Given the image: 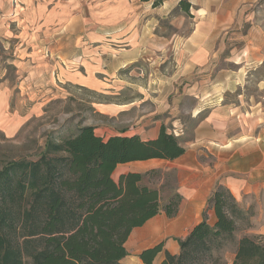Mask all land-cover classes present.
<instances>
[{
	"label": "rangeland",
	"instance_id": "obj_1",
	"mask_svg": "<svg viewBox=\"0 0 264 264\" xmlns=\"http://www.w3.org/2000/svg\"><path fill=\"white\" fill-rule=\"evenodd\" d=\"M50 1L53 3L58 1L60 5H64L65 14L61 15L63 19H59V21L57 18L52 20L49 33L53 34V30L60 29L59 25L64 22L68 23V20L72 19L70 22V33L72 34H59L61 31L59 30L58 35H55L54 38L50 35L44 40L43 33L48 35V32H45L44 27L38 25L41 21L36 22L35 16L31 17L32 11L19 10L20 7L24 8L27 3H30L28 0L26 3H21L20 0L0 1L1 14L4 11L8 14L5 18L8 32L0 34V86L7 87L12 94L8 115L12 119L18 116V119L22 121L18 131L10 135L11 131L5 128L2 124L3 120H0V169L12 161L23 159L36 161L44 152V147L49 141L60 143L73 136L81 126H92L95 133L102 134L106 138L117 132L135 129L137 125H142L145 121L152 123L156 119L161 120V124L165 125L168 131L175 136L178 137L181 134L189 142L192 141V128L196 124V119L193 121L192 117L198 103L195 99L186 97L185 93L188 92L192 81L191 77L187 75L179 78L182 71L178 68L180 55L176 54L178 52L175 51V45L178 46L185 42L190 36L196 20H199L196 16V9H191V17H188L176 9L177 0H169L165 5L156 9L148 4L143 5L140 0ZM31 5L36 11V3L33 1ZM16 9L24 17L21 18L20 15V18L17 19L14 15ZM13 10V15H11ZM42 13L44 12L41 10L39 14L35 15L43 16ZM250 14L253 15V19L242 25L239 31L242 33L241 35L249 33V28L253 25L252 22L257 23L264 30V0H258L253 4ZM76 15H79L78 23L73 20ZM13 19L16 22H11ZM82 28L84 30H81ZM101 34L104 35L103 39L98 41ZM60 40L62 41L60 42ZM55 41H59L60 44L63 42L70 44L72 50L77 48L80 51H85L84 48H86L87 52L97 51V46L101 44L107 49L123 50L130 47L132 41L151 45L166 43L168 46L162 52L152 55L155 57L154 61L149 63L140 61L122 68L117 73L112 70L110 55L108 56L105 50L102 63L99 65L89 58L84 66L69 65L70 75L78 72L86 77L97 78L102 82V87L99 88L82 87L77 84L79 81L77 78H70L67 81L60 76L61 79L58 80L56 75L54 83L35 78L27 83L26 78L31 76L29 74L31 65L30 62H26V56L32 53L39 42L53 43V46L56 47ZM32 46L35 48L32 49ZM228 47L226 44L224 52L218 58L217 68L235 70L237 67L233 63L228 64L224 61L230 58ZM236 48L238 56H241V49ZM50 59L52 60V58H49V63ZM233 59L236 63L239 62L237 56ZM22 63H26L24 68L20 66ZM184 63L186 64V59ZM56 64L57 61L53 65L56 71L57 69L61 70ZM213 74L214 72L211 73V75ZM113 75L118 78L112 82L110 77ZM159 78L161 83L158 82ZM246 78L248 80L242 86L236 87L233 92L226 93L223 101L229 106L240 105L242 102L244 108H247L246 104H249V101L251 104L254 101L257 102L259 105L257 113L245 117L247 119L257 117L258 121L262 123L261 126L255 127L252 122L248 127L251 128L250 132L259 138L261 143H264V89L258 88V85H264V63L256 69L251 66L246 72ZM118 80L119 82H117ZM24 81L26 85H22ZM258 81L261 82L258 83ZM27 85L31 86V90L26 91ZM19 88L22 89L23 95L18 90ZM180 93L182 95L178 97ZM20 100L22 101L21 105L19 104ZM159 103L163 104V107H158L159 109L162 110L168 106V110H165L166 112L164 111L163 114H152L155 104L159 105ZM120 105L122 107H119ZM107 106L113 107V112L107 110ZM261 109L263 113L259 111ZM196 117L199 119L202 115H196ZM239 117L243 118L242 115ZM241 119H239L237 127L236 124L233 125L232 133L234 131L243 132L242 125L246 126L241 122ZM179 129H182L183 133L178 131ZM202 157L201 161H212L207 152H204ZM151 169H158L161 174L156 178L147 177L144 180L146 186L160 190L163 199L169 194L177 192L176 171L172 170V166L165 162L157 163L146 170H140L134 164L119 166L112 178L117 181L121 174L138 170L144 172ZM241 206L252 214L250 221L255 222L251 224V229H244L239 224V230L236 232L237 240L244 236L264 239L263 235L255 233L260 226L264 225V190L256 197H243ZM234 252L233 247L222 251L219 257L222 264H232Z\"/></svg>",
	"mask_w": 264,
	"mask_h": 264
},
{
	"label": "trees",
	"instance_id": "obj_2",
	"mask_svg": "<svg viewBox=\"0 0 264 264\" xmlns=\"http://www.w3.org/2000/svg\"><path fill=\"white\" fill-rule=\"evenodd\" d=\"M169 0H140L153 9ZM176 9L191 17L188 0ZM188 140L161 125L158 137L113 136L103 140L94 127L81 126L60 143L49 141L36 161L18 160L0 169V264H120L133 229L165 215L175 218L182 197L162 198L144 184L160 170L128 172L114 181L120 165L150 160L173 161ZM215 221L208 223L207 212ZM251 216L222 185L217 184L202 221L178 240L179 253H165L159 264H222L220 253L234 248L232 264H264V239L237 240L239 224L251 228ZM163 244L143 251L142 264H153Z\"/></svg>",
	"mask_w": 264,
	"mask_h": 264
},
{
	"label": "crops",
	"instance_id": "obj_3",
	"mask_svg": "<svg viewBox=\"0 0 264 264\" xmlns=\"http://www.w3.org/2000/svg\"><path fill=\"white\" fill-rule=\"evenodd\" d=\"M0 1L8 2V0ZM20 1L21 3L27 2V0ZM28 1L30 3H27L24 8L20 7L19 10L32 11L31 17L35 16L36 22L38 20L41 21L38 25L44 27L45 32H48V35L43 33L44 40L50 35L54 38L55 35H58L59 30H61L59 34H72L70 33V22L72 19L71 21L68 20V23L64 22L59 25L60 29L57 31L53 30V34L49 33L52 20L55 18L58 21L63 19L62 16L65 14L64 5H60L58 1L53 3L50 0ZM33 1L36 3V11L31 5ZM188 1L192 6V10L196 9V16L199 20H196L188 39L178 46L175 45V51L178 52L176 54L180 55V66L178 68L182 72L179 78L187 75L191 77L192 81L188 92L185 93L186 97L193 98L198 103L197 108H195L196 112L192 117L193 121L196 119V124L192 128L193 139L190 142H185L184 148L186 152L173 161L150 160L126 164H134L140 170H146V168H151V166H155L160 162L170 164L172 170L176 171L177 192L181 195L182 201L175 218L168 219L161 214L150 219L142 227L132 230L124 244L127 256L121 260L120 264H142L138 256L143 251L160 243L163 244V249L156 256L153 264H159L164 259L166 252L171 255H178L179 245L177 241L184 239L193 227L202 221V213L206 209L207 200L217 184L225 187L240 206L243 197H256L264 190V143H261L259 138L250 132L251 128L248 127L252 122H254L255 127L261 126L262 123L258 121L257 117H254V119L245 117L246 115L252 116L253 113H257L259 105L255 101L252 104L249 101L250 103L246 104L247 108H244L242 102L240 105L229 106L223 101L226 93L233 92L236 87L242 86L248 80L246 72L251 66L256 69L264 63V30L257 23L252 22L253 25L249 28L247 35H241L242 33L239 32L243 24L253 19V15L250 14V8L258 0ZM142 4L151 6L150 3ZM124 8L126 9L125 5ZM41 10L44 12L42 13L43 16H36L35 14H39ZM17 11L16 9L14 13L17 19L20 18V15L21 18L24 17L23 14ZM13 12L14 10L11 15H13ZM7 15L5 11L2 14L0 12V34L8 32L5 19ZM78 16L73 17L75 23L79 21ZM193 16L195 15L193 14ZM11 22L16 21L13 19ZM34 25L36 24L34 23ZM81 30L84 29L82 28ZM103 36L101 34L98 41H101ZM55 42L57 43L56 47L53 46V43L44 44L41 42L36 45V48L32 46V49H35L32 50L30 55L26 56V62H30L31 65L29 73L31 76L26 78L27 83L32 78L54 83L56 82V75L58 80L61 79L60 76L67 81L70 78H77L79 80L77 84L82 87L99 88L102 87V82L98 81L97 78L86 77L78 72L70 75L69 65L84 66V64H87L88 58L93 59L99 65V63H102L105 50L106 54L110 55L112 70L117 73L122 68L137 64L140 61L147 63L154 61L155 57L152 55L162 52L168 46L166 43H154L151 45L132 41L130 47L123 50L107 49L101 44L97 46V51L87 52L86 48H84L85 51H80L77 48L72 50L70 44ZM226 44L230 49V58L224 61L228 64L233 63L237 67L235 70L217 68L219 64L218 58L224 52ZM236 47L241 49V56H238ZM71 51L74 52L72 53ZM93 54L95 55L94 57ZM236 56L239 59L238 63L233 59ZM49 58H52L50 63L48 61ZM185 59L186 64L184 63ZM55 61H57L56 65L61 70L57 69L56 71L53 66ZM25 64H20L21 68H24ZM212 72H214L213 75H211ZM116 78L118 77L114 75L110 77L111 81ZM158 82L161 83L160 78ZM260 82L258 81V83ZM23 84L26 85L25 81L22 82ZM258 88L263 90L264 85L260 84ZM18 90L23 95L22 89L19 88ZM29 90H31V86L27 85L26 91ZM181 95L180 93L178 97H181ZM11 98L10 90L5 86H0V120H3L2 124L11 131L10 135H13L22 125V121L18 119V116L12 119L8 115L11 107ZM159 101L161 100L159 99ZM19 104H22L21 100ZM119 107H122V105ZM158 107H163V104H155L152 114H163L165 110H168V106L162 110ZM107 110L113 112L114 109L107 106ZM259 111L262 112L263 110ZM196 115H202V117L198 119ZM239 115H242L243 118L241 119ZM239 119L246 127L242 125V133H238V131L232 133L233 125L236 124L237 127L240 122ZM161 123V120L156 119L152 123L145 121L144 124L137 125L135 129L117 132L106 138L102 134L95 133V130L94 133L104 141L113 136H138L142 141H151L158 137ZM182 129L178 131L181 132ZM178 137H182V135L180 134ZM204 152L211 156L212 161H201ZM140 170L131 172H139ZM207 217L208 223L213 224L215 221L213 211H208ZM253 222L255 221H252L251 224ZM255 233L264 236V225L260 226Z\"/></svg>",
	"mask_w": 264,
	"mask_h": 264
}]
</instances>
